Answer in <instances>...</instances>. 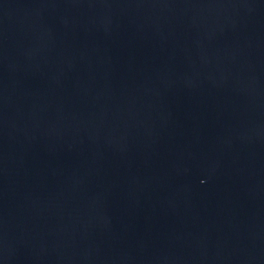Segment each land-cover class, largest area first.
Wrapping results in <instances>:
<instances>
[{"label":"water","instance_id":"95a60500","mask_svg":"<svg viewBox=\"0 0 264 264\" xmlns=\"http://www.w3.org/2000/svg\"><path fill=\"white\" fill-rule=\"evenodd\" d=\"M0 264H264V0H0Z\"/></svg>","mask_w":264,"mask_h":264}]
</instances>
